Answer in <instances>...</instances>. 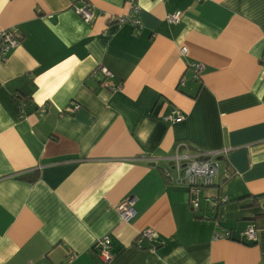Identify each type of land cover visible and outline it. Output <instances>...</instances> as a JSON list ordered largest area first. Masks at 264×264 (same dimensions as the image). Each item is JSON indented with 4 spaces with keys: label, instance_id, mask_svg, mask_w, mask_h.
Listing matches in <instances>:
<instances>
[{
    "label": "crops",
    "instance_id": "0c3cea01",
    "mask_svg": "<svg viewBox=\"0 0 264 264\" xmlns=\"http://www.w3.org/2000/svg\"><path fill=\"white\" fill-rule=\"evenodd\" d=\"M86 1L90 21L79 0H0V32L19 40L0 61V264H264V0H138V32L110 18L125 0ZM174 109L183 119L165 120ZM223 147L238 174L203 188L195 210L162 168ZM105 234L109 261L92 247Z\"/></svg>",
    "mask_w": 264,
    "mask_h": 264
},
{
    "label": "built area",
    "instance_id": "2783aa9c",
    "mask_svg": "<svg viewBox=\"0 0 264 264\" xmlns=\"http://www.w3.org/2000/svg\"><path fill=\"white\" fill-rule=\"evenodd\" d=\"M80 5H73L74 11L80 15L81 19L84 21H90L94 17L93 7L90 2L86 0H79ZM126 12L120 15H115L112 18L118 24L130 23L135 27L138 32L142 28L141 21L139 19L140 5L138 0H125ZM181 15V11H174L167 13L165 15V20L169 23L176 22ZM18 35L15 31L4 30L0 32V61L4 60L6 53L18 44ZM183 52L185 48L181 49ZM264 63V55L261 59ZM191 69L194 74L200 75L204 69V66L200 63L190 64ZM100 73L103 76L101 81L104 87L110 88L111 90L118 89L120 83L113 84L112 80L115 77L114 73L104 66H99L92 71L95 75ZM80 107L79 103L70 102L69 106L65 108L63 113H73L76 109ZM45 112V107L42 105L40 107V113ZM184 115L178 109H174L171 114L164 117L167 121H179L183 119ZM228 151L226 147L220 150L205 152L197 151L193 153L182 152L174 155L173 164L169 167H165L164 173L171 182L181 183L186 182L189 187L190 199L189 202L193 209H197L200 204V193L203 188H208L215 186L217 182H222L224 179L232 178L237 176L236 170H231L227 167L218 156L225 154ZM205 200H211V205L215 209L220 203H224L227 200L225 195L220 197H205ZM135 200L133 198H127L123 203H121L117 209L122 221H130L136 214V209L134 207ZM155 231L152 228H145L140 231L139 236L135 240V245L139 248L143 247V241H149L154 237ZM245 242L251 243L256 240V230L252 225L247 226L240 233ZM218 238H228L231 239V231H216L214 234ZM98 253V256L103 261H109L113 254L111 251V237L109 234H105L102 237L96 239L92 245ZM73 254L69 255V260H71Z\"/></svg>",
    "mask_w": 264,
    "mask_h": 264
},
{
    "label": "trees",
    "instance_id": "16d2710c",
    "mask_svg": "<svg viewBox=\"0 0 264 264\" xmlns=\"http://www.w3.org/2000/svg\"><path fill=\"white\" fill-rule=\"evenodd\" d=\"M223 162V164H225L227 167H229L224 161H222ZM165 167H169V165H166V166H164L163 168H162V171H163V175L167 178V176L165 175V173H164V169H165ZM231 170H233L231 167H229ZM233 178V177H232ZM168 179V178H167ZM231 178H228V179H224L222 182H217V184H216V186H218V187H221V186H223L227 181H229ZM29 181L30 182H32L33 181V179H29ZM226 196V195H225ZM226 202H228V199L225 201V203ZM244 241V240H243ZM245 242V241H244ZM246 243H248V242H246ZM251 243H253V242H251ZM251 243H249V244H251Z\"/></svg>",
    "mask_w": 264,
    "mask_h": 264
}]
</instances>
